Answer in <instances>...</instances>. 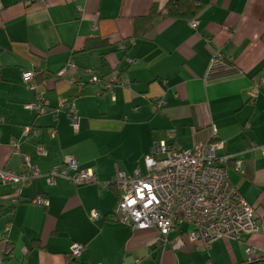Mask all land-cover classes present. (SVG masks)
Instances as JSON below:
<instances>
[{"label": "crops", "instance_id": "1", "mask_svg": "<svg viewBox=\"0 0 264 264\" xmlns=\"http://www.w3.org/2000/svg\"><path fill=\"white\" fill-rule=\"evenodd\" d=\"M166 1L0 0V169L22 172L28 155L40 173L19 196L14 184L0 183L5 264H264L262 231L206 248L187 239L185 226L159 242L154 227L112 219L117 170L143 173L157 143L188 149L213 141V129L216 155L241 161L240 170L228 163L231 182L264 218V154L252 148L264 146V0H203L196 20L159 17L136 36L135 19ZM94 39L102 43L84 50ZM215 51L226 66L211 71ZM68 61L75 67L64 69ZM28 70L32 85L22 82ZM112 76L128 85H111ZM38 95L42 113L27 107ZM60 99L75 106L77 128ZM28 125L35 137L25 135ZM65 156L94 171L97 182L48 184L45 174ZM37 196L46 203L32 204Z\"/></svg>", "mask_w": 264, "mask_h": 264}, {"label": "built area", "instance_id": "2", "mask_svg": "<svg viewBox=\"0 0 264 264\" xmlns=\"http://www.w3.org/2000/svg\"><path fill=\"white\" fill-rule=\"evenodd\" d=\"M123 49V46H120ZM225 59L215 51L211 61V71L224 67ZM75 64L68 61L64 69L74 68ZM91 69L85 68L84 74H91ZM25 85L34 83L32 70L22 73ZM264 81V77H262ZM128 85V81L117 76L110 78V84ZM257 85V84H256ZM255 95V88L249 92ZM28 108L37 113L44 111L41 95L28 103ZM66 108L70 123L77 128L78 117L72 103L59 100L58 108ZM25 135L35 137L37 129L24 127ZM54 135V131L51 132ZM213 141L198 143L191 148H172L163 141L157 143L156 153L144 156L145 172L135 170L127 174L117 170L113 184L119 190L117 206L112 215L114 221L129 226L132 229L154 227L158 231L159 242H165L172 229H182L191 242H200L206 248L218 238L239 240L243 234L257 231L264 232V218H259L255 210L238 192L228 174V163L235 160L236 169L240 170L239 159L232 155L217 156L216 149L220 143L216 140L215 130H212ZM260 148L264 154V146L252 144V148ZM38 154H44L40 143L36 144ZM40 175L37 167L30 161L28 155L23 157V171L14 172L0 169V183L15 185V196L34 178ZM48 184H54L57 178H62L75 185L97 182L96 174L91 169H81L73 156H65L63 165L55 166L46 174ZM110 183H102L108 187ZM14 202L16 200L14 199ZM30 202L44 205L46 200L37 196ZM97 217V214H93ZM8 230V227H6ZM82 246L78 243L71 247V254L79 256ZM4 252H0V264L3 263ZM249 258L254 256V248H246ZM134 264H140L138 260Z\"/></svg>", "mask_w": 264, "mask_h": 264}, {"label": "trees", "instance_id": "3", "mask_svg": "<svg viewBox=\"0 0 264 264\" xmlns=\"http://www.w3.org/2000/svg\"><path fill=\"white\" fill-rule=\"evenodd\" d=\"M204 6L205 2L203 0H167L162 8H159L157 5H152L149 12L145 16L135 19L134 34L136 36H142L144 33L150 31L153 27V22L159 17L194 21L197 19L198 14ZM100 43H102V41L95 39L89 40L87 41L84 50H90L98 47ZM36 82V76H34V83ZM9 255L10 249L5 250L2 264H5V260L9 257Z\"/></svg>", "mask_w": 264, "mask_h": 264}]
</instances>
